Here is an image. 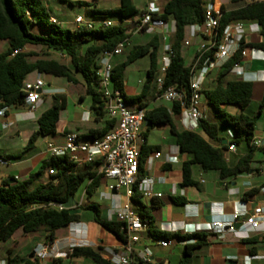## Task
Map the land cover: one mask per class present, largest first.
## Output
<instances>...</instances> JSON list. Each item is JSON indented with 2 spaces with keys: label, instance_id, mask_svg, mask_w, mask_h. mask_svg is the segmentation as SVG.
I'll use <instances>...</instances> for the list:
<instances>
[{
  "label": "trees",
  "instance_id": "16d2710c",
  "mask_svg": "<svg viewBox=\"0 0 264 264\" xmlns=\"http://www.w3.org/2000/svg\"><path fill=\"white\" fill-rule=\"evenodd\" d=\"M73 4L70 0H60ZM120 5L112 10L93 11L95 20H107L110 16L121 22L109 28L89 30L76 27L73 30L64 29L61 24L52 23V12L44 0H0V45L8 44L6 51H0V111L10 107L18 108L25 105L24 82L35 73L51 75L54 78L65 79L67 82L78 85L81 80L86 85L87 95L92 97L95 120L100 121L107 117L105 100L99 92L96 61L105 51H111L117 45L132 36L131 28L124 21L135 20L145 10H139L133 0H119ZM214 0H166L160 13L154 14L155 19L175 23V32L172 40L173 58L166 75V87H176L188 91L190 87V70L188 54L185 55L187 31L191 26L202 24L205 17V8L208 2ZM233 9L222 7L220 32L233 22H253L260 28L262 41L250 43L248 47L264 53V2L248 0H231ZM81 4V3H80ZM28 47H39L46 51L59 52L70 59V64H64L43 55L27 52L12 56L15 50ZM160 37L155 35L146 45L135 46L124 63L114 67L113 87L124 93L125 72L134 62L149 56L150 68L146 73L142 92L138 96L128 97L127 103L144 109L151 99H155L153 82L158 74L160 64ZM240 60V55L230 59L220 70L219 79L226 77ZM254 84L242 79L221 82L214 89H204L207 105L216 118L215 122L201 120L202 132L221 147H215L203 137L199 131L192 132L180 129L175 121L180 117L178 105L171 107L158 106L146 111L148 123L146 133L150 130L167 126L181 155H187L189 160L182 165V187L198 186L193 178V167L199 166L204 172H218L221 181L235 178L239 174L249 173L251 164L257 152L264 154V145L257 148L252 145L256 128L257 117L246 114L251 105ZM53 105L38 118V131L32 135L23 154L33 150L40 137L53 136L57 132L62 111L67 108V97L55 95ZM237 107L240 112L233 114L227 107ZM264 109V97L260 104L259 115ZM115 122L106 119L102 130H91L89 138L103 136L110 131ZM219 126L232 132V144L246 145L249 148L247 155L232 167L225 157L228 145L223 144L219 137ZM147 134H144L147 139ZM160 146H146L141 148L140 171L133 200L141 205L139 211L144 223L148 226L151 235L170 241L176 239L184 242V250L180 264H192L195 250L207 245L208 234H193L188 236L161 233L154 229L155 220L149 210L139 201L138 184L146 177L144 164L151 152L160 151ZM98 163L83 165L72 162L68 157H50L43 161L38 170L27 179L15 181L14 184L5 181L0 185V243L10 240L18 231L24 234L45 233L47 242L53 244L56 231L79 223L84 212H91L93 220L104 229L115 235L123 244H127V230L123 223L109 220L103 216L98 203L90 200L103 187V177L98 174ZM170 166V165H169ZM167 166H164L166 168ZM53 171V174L50 172ZM84 190L89 201L79 204L78 194ZM257 193L254 189L247 194L248 198ZM177 205L185 204V199L172 197ZM68 203L77 206L67 208ZM63 206V209H59ZM158 205L154 204L152 209ZM79 211V212H77ZM194 240V243L189 241ZM252 243L251 240L248 241ZM72 258H88L95 264H113L106 256L102 247L87 248L74 247ZM20 256L10 257L8 264H33V260L23 262Z\"/></svg>",
  "mask_w": 264,
  "mask_h": 264
},
{
  "label": "crops",
  "instance_id": "0c3cea01",
  "mask_svg": "<svg viewBox=\"0 0 264 264\" xmlns=\"http://www.w3.org/2000/svg\"><path fill=\"white\" fill-rule=\"evenodd\" d=\"M74 3H83L88 0H71ZM95 1V0H94ZM217 1V0H216ZM134 2V0H133ZM150 2H154L156 6L160 9L164 6L166 0H145L146 8ZM231 1L221 2L224 4V7ZM94 4H97L95 1ZM136 5V3L134 2ZM137 7V5H136ZM99 9V7H97ZM118 8V7H116ZM113 8V9H116ZM138 8V7H137ZM100 10H112V9H100ZM52 12L53 17H57L54 11ZM77 16H83L82 14H77ZM75 17V18H76ZM88 20H95L94 17H86ZM112 21H117L113 19ZM61 24V23H60ZM63 24V23H62ZM127 27L131 28L132 36H144L145 34L136 35L134 34L136 30V21L125 22ZM173 25L171 23V29ZM189 31V29H188ZM187 31V32H188ZM164 31L156 30L152 32V35L149 39L145 40L144 44H136L135 46H144L146 45L155 35L160 37L161 51H160V64L163 58V49H164ZM171 34L174 35L172 32ZM189 34V35H188ZM186 36V39L190 38V31ZM170 35V38L171 39ZM249 43H259L262 41V37L259 31H256L255 27L250 29L248 33ZM203 42L202 39H194L192 45L186 47V52H188V60L191 64L194 56L196 54L198 46ZM4 51L7 50L8 44L3 43ZM130 49V48H129ZM128 50V49H127ZM127 50L123 55L115 58L113 60L114 67L118 64L124 63L128 56ZM127 56V58L125 57ZM141 59V58H140ZM138 61V60H137ZM134 62L130 65L126 72L135 64ZM248 66V67H247ZM150 68V64L146 69V73ZM221 68L214 69L210 75L207 77L204 83V89H214L219 82L225 84L228 81L242 79L237 74V71L232 69V71L223 79H219V73ZM246 78L253 82L254 90L252 96V102L255 97V89L259 88V104H261L264 97V53L263 52H251L245 63L244 68ZM217 73L216 79H211L208 81V78L212 76L213 73ZM36 75V72L31 74ZM30 77L26 81L32 82ZM54 79L52 78L49 86H47L41 97V103L38 111L34 114L29 113V110L25 105L8 109H4V116L0 118L7 117L6 122L3 121L0 123V144L5 141L4 153L0 151V156L4 157L8 161V165L3 166L0 171V176L2 178V183L5 181H12V178H19V181L27 179L32 173L36 172L40 165L48 158L47 154V144L53 143L56 145H63L65 142V134L67 133H77L83 138L89 137V132L91 130H102L104 128V122L107 117L96 121V114L93 109V100L92 103L84 105L87 98L86 85L84 82H80L78 85L70 84V87H80L81 90H74L69 92L72 100L73 110L69 112V99L65 93L60 92V87L54 88L55 91L49 92L48 87L50 88L53 84ZM243 80V79H242ZM144 80H139L138 83L141 84L143 88ZM154 86V85H153ZM129 87L128 83L124 82V93L128 97H134L140 95L142 92ZM49 93V94H48ZM65 95L67 97V108L62 112H67L66 118H62V113L60 116V121L57 126V132L53 136L40 137L36 143V146L33 150H30L26 153H22L23 150L28 145V142L32 135L38 131V118L48 110L50 107L46 108L47 99L54 98L55 95ZM155 99H151L147 102L145 110H151L158 106L171 107V104L160 101L156 97V92L154 93ZM201 110L204 114V119L210 122L215 121L214 113L211 108L207 105L205 95L202 98ZM133 105V104H132ZM233 107V106H231ZM227 107L226 109L233 113L237 114L240 112L237 108ZM22 108L24 111L19 110ZM138 106L133 105V109H137ZM43 110L40 116L38 112ZM10 111H12L10 113ZM247 114V113H246ZM249 115V114H248ZM252 117H257V128L255 136L262 141L264 145V109L259 115L258 111H252ZM178 125L182 126L180 117L176 120ZM36 122L37 125L34 126L32 123ZM30 123V124H29ZM4 125H7L6 127ZM32 125V126H29ZM170 129L167 126H164ZM183 127V126H182ZM184 128V127H183ZM185 129V128H184ZM147 131V128L144 129ZM199 133L210 141L215 147H221L218 142L211 141L203 132L199 130ZM18 137H23L25 146L21 149V153H17L16 150V139ZM219 137L223 140L224 145H228V149L225 151V157L230 164V166L235 167L241 160L247 155L249 148L246 145L236 146L235 151L230 150V145L232 144V132L227 130L221 134L219 131ZM225 142V143H224ZM146 146H160V152L162 157L157 160H152L150 164H147L148 158L155 152H151L144 164V170L146 171L147 179L153 180V191L155 194H162L161 198H141L140 202L143 203L149 210H151V215L154 216V229L161 233L171 234V235H180L188 236L193 234H208L211 235L208 238L207 245L195 250L192 264H260L264 262V217L262 218L261 225L258 230L252 231L250 237L246 240H240L234 237V235L225 230L222 234L215 233L214 231H209L208 227L216 220L227 221L235 212H242L245 214H252L254 210L258 207L264 208V196L261 194V189L264 187V154L257 152L255 159L251 164V171L249 173L239 174L235 178L221 181L218 172H204L199 166L193 167V178L198 183V186L193 187H182V165L185 161L189 160L190 157L187 155H181L178 147L173 144L171 147L176 150L167 151L166 146L163 142L151 141L147 137ZM170 147V148H171ZM18 150V149H17ZM19 157L20 160L15 158ZM169 158L172 161H169ZM170 165V166H169ZM164 166H167L164 168ZM4 167L5 170L3 169ZM1 183V184H2ZM104 188V187H102ZM102 188L100 190H102ZM256 189L257 193L245 198V194ZM99 190V191H100ZM80 195L76 197V200L79 204H87V200L84 190L81 191ZM106 190L101 192V197L103 198V193ZM172 197H181L185 199V204L177 205L171 198ZM105 199V198H103ZM107 200V199H106ZM123 200H126L123 197ZM109 207H107V212L103 214L104 217L109 220H115L112 218L113 204L111 200ZM91 202V201H90ZM156 204L158 207L152 209L153 205ZM75 204L73 207L75 208ZM135 209L140 211L141 205L138 203L135 206ZM79 212V211H77ZM82 214L83 219L79 223H72L69 226L62 228L55 233V241L52 245L51 258L47 260L45 264H95L94 261H88V258H72L71 253L74 247H89V248H98L102 247L106 256H109L110 252H119L125 253L124 244L112 233L104 229L101 225L94 222L93 217L90 215ZM240 228V225H238ZM245 229V228H242ZM149 232L147 228L141 235V239L137 244L132 246L133 253L131 254V264H143L140 260V255L146 249L151 251V264H180L185 243L180 242L176 239L168 241L169 245L163 247L159 244V240ZM249 240L252 243L249 244ZM194 243V241H189ZM47 243V235L45 233H36V234H24L21 230L18 231L10 240L0 243V264H8V259L14 256H20L23 259H28L33 252L41 245ZM165 250V251H164ZM167 251V254H166ZM177 256V260L173 263L171 256Z\"/></svg>",
  "mask_w": 264,
  "mask_h": 264
},
{
  "label": "built area",
  "instance_id": "2783aa9c",
  "mask_svg": "<svg viewBox=\"0 0 264 264\" xmlns=\"http://www.w3.org/2000/svg\"><path fill=\"white\" fill-rule=\"evenodd\" d=\"M248 2H264V0H248ZM222 7L219 0L208 2L203 23L189 28L190 38L186 39L185 46L189 47L197 38L202 39L203 42L198 46L191 63L188 91L165 86L166 75L173 58L172 43L169 38L170 34L175 32V23L155 19L153 15L160 13L161 9L154 2H150L146 12L135 20L124 21V23L136 21L134 32L136 35L152 33L156 30L164 31L163 58L153 85L158 100L179 106L181 110L180 121L187 131L198 132L201 129L200 122L204 119L201 110L203 88L210 73L214 69L222 68L236 55H240V60L234 65L233 69L244 81H249L244 71L249 54L251 52H262L248 47L250 43L247 36L250 29L255 27L256 31L260 32L257 23L233 22L221 34ZM51 22L60 24L55 17L51 18ZM119 23L121 22L112 20H88L84 16H77L74 19V24L77 27L89 30L109 28ZM171 23L173 25L172 29ZM132 39L133 37L127 38L120 42L115 49L103 52L96 61L99 81L98 90L105 100V111L108 119L115 122L114 127L101 137L83 138L77 133H67L63 145L47 144V154L50 157H68L72 162L79 165L86 163L99 164L98 174L102 175L103 187L106 190L102 196L112 201L113 212L111 217L125 225L128 236V242L124 244L125 253L113 251L109 253V258L113 264H131L132 246L140 241L141 235L148 228L139 211L135 209L138 203L133 200L140 171L141 148L147 141L144 136V129L148 126L146 110L140 108L130 110L124 93L113 87V60L123 55L127 49L133 46ZM26 50L27 48L15 50L12 56L24 53ZM52 78L51 75L36 72L34 81L24 82L23 91L29 113L34 114L38 111L42 92L49 86ZM0 116H4V111H0ZM252 145L260 148L262 141L254 136ZM230 150L235 151L236 145L231 144ZM161 157L160 152H155L148 158L146 163L150 164L152 160ZM169 161H172V159L169 158ZM6 165H8V161L0 156V171ZM53 173V171L50 172V174ZM15 180H19V178L16 177ZM109 181H113V184L110 185ZM153 184V180L147 178H144L138 184L139 201L141 198L162 197V194L154 193ZM260 192L264 196V187ZM123 197L126 200H123ZM59 209H63V206H60ZM263 217V207L256 208L252 214L237 211L227 221H214L208 227V230L220 234L221 238L224 231L227 230L235 238L246 240L250 237L252 231L259 229ZM238 225H240V228H238ZM159 244L163 247L169 245L168 241L164 239H160ZM51 252V244L47 242L41 245L35 250L33 264H45L51 258ZM140 260L143 264H151V253L148 249L141 253ZM245 264L251 263L246 262ZM260 264H264V262Z\"/></svg>",
  "mask_w": 264,
  "mask_h": 264
},
{
  "label": "rangeland",
  "instance_id": "374dc122",
  "mask_svg": "<svg viewBox=\"0 0 264 264\" xmlns=\"http://www.w3.org/2000/svg\"><path fill=\"white\" fill-rule=\"evenodd\" d=\"M45 4L50 8L51 11H54L56 13V15L58 16L55 17L57 19L58 22L61 23V25L63 26L64 29H68V30H73L74 28H76L77 26L74 24V19L76 17L77 14H82L85 18L86 17H93V11L95 10L96 7H99V9H113L116 7H119L120 5V1L119 0H95L97 1V4H94L95 1L94 0H88L85 1L83 3H65L62 2L60 0H44ZM71 1V0H70ZM208 1V0H207ZM220 2H227L229 0H219ZM73 2V1H72ZM134 2L136 3L137 7L139 10H145L146 9V5H145V0H134ZM222 6H224V4L222 3ZM235 6L232 5V3H228L226 5V8L228 9H233ZM115 17L114 16H110L107 20H113ZM63 23V24H62ZM189 33V31L187 32V34ZM152 33H147L146 35L142 36H135L132 39V43L133 46L136 44H144L145 40L149 39L151 37ZM171 39L170 42L172 43L173 40V34H170ZM189 35V34H188ZM133 47H131L130 49H132ZM128 49V50H130ZM4 47L3 44L0 45V51H4ZM127 50V53L129 54V51ZM161 51V49H160ZM27 53L29 54H39V55H43V54H47L50 56V58L56 59L64 64H70V59L59 53V52H52V51H46L42 48L39 47H28L26 50ZM160 53V52H159ZM188 52L185 51V55ZM127 58V56H125ZM188 58V57H187ZM188 60V59H187ZM150 64V58L149 56H145L141 59H139L137 61V63H135L126 73V82L128 83L129 87H132L138 91H140V89L142 88L141 84L138 83L139 80H146V69L148 68ZM217 73H213L212 76L210 78H208V81H210L211 79H216ZM31 81H34L36 75H30L29 76ZM81 82L83 83V81L81 80ZM58 87H62L61 90H59L62 93H65L69 99V112L70 113L73 110V105H72V100H71V96L69 94V92H73L74 90L80 91L81 88L76 86V87H70V84L65 80V79H54L52 86L49 88L48 90L49 92L51 91H55L54 88H58ZM69 91V92H68ZM259 88L255 89V97H254V101L253 103L250 105V107L248 108V110L246 111L247 114L251 115L252 111H258L260 109V104H259ZM49 94V93H48ZM54 103V99L53 98H48L47 99V104H46V108L51 107ZM89 103H92V97L87 95V98L85 100L84 105H88ZM128 108L130 110L133 109V105L130 103H127ZM231 108H234L231 107ZM237 108V107H235ZM238 109V108H237ZM19 110L24 111L22 108H19ZM12 111H10L11 113ZM43 112V110H40L38 112V116L41 115V113ZM67 112H62V118H66ZM9 119H7V117L4 118H0V123L3 121H7ZM216 121V119H215ZM264 122V121H263ZM30 124V123H29ZM34 126L37 125L36 122L32 123ZM32 126V125H29ZM180 129H184L181 125H178ZM185 130V129H184ZM219 131L221 134H223L226 129L219 126ZM145 134H147L145 132ZM147 137L149 140H153L156 142H163V144L166 146L167 151H173L176 150V148L174 147V149L171 147V145L173 144V137L170 135L168 129L164 126H160L157 128H154L152 130H150V132H148ZM6 144L5 141H3L0 144V151L4 153V145ZM25 146V142L23 137H18L16 139V147L14 150L15 152L18 151L17 153H21V149H23V147ZM171 147V148H170ZM29 153V152H28ZM16 160H20L21 158L16 157ZM6 167H4L3 169L5 170ZM2 183V178L0 176V185ZM109 184H113V181H109ZM104 190V188H102V190L98 191V193L90 200L91 202H95L98 203L101 206V209L103 211V214L105 212H107V207H109L108 205H110V202L107 201L106 199H103L100 195L101 192ZM82 193V192H80ZM79 193V195H80ZM84 216L86 215H90L93 217V214L91 212H84ZM152 213V212H151ZM154 217V216H153ZM165 251V250H164ZM151 253V251H150ZM167 254V251H166ZM152 255V254H151ZM173 263H175V261L177 260V256L172 255L171 256ZM88 261H90L91 263H93L90 259H88ZM138 264V263H135Z\"/></svg>",
  "mask_w": 264,
  "mask_h": 264
},
{
  "label": "water",
  "instance_id": "95a60500",
  "mask_svg": "<svg viewBox=\"0 0 264 264\" xmlns=\"http://www.w3.org/2000/svg\"><path fill=\"white\" fill-rule=\"evenodd\" d=\"M248 67V66H247ZM225 143V142H224ZM15 183V181H11V184H14ZM114 194H115V192H114ZM75 205V203H68L66 206H67V208H71V207H73ZM34 256H35V252H33L32 253V255L28 258V259H30V260H33V258H34ZM27 259H25V260H23V262H25Z\"/></svg>",
  "mask_w": 264,
  "mask_h": 264
}]
</instances>
